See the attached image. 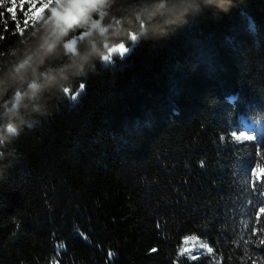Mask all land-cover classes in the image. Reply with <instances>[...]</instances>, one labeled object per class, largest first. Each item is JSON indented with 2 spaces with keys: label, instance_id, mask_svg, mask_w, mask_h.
<instances>
[{
  "label": "trees",
  "instance_id": "trees-1",
  "mask_svg": "<svg viewBox=\"0 0 264 264\" xmlns=\"http://www.w3.org/2000/svg\"><path fill=\"white\" fill-rule=\"evenodd\" d=\"M156 2L87 0L69 25L26 26L25 4L22 34L0 9V67L41 25L49 68H83L0 165V264H264V0H186L178 26L139 37ZM242 120L261 134L236 141ZM186 239L212 252L183 257Z\"/></svg>",
  "mask_w": 264,
  "mask_h": 264
},
{
  "label": "clouds",
  "instance_id": "clouds-1",
  "mask_svg": "<svg viewBox=\"0 0 264 264\" xmlns=\"http://www.w3.org/2000/svg\"><path fill=\"white\" fill-rule=\"evenodd\" d=\"M202 2L220 5L223 10L229 6L225 0ZM187 11L186 0H171V3L157 0L141 17L144 28L139 30V22H134V30L139 37L164 34L168 28L178 26ZM46 32V28L37 25L36 31L29 29L18 36L9 52L10 60L0 67V165L4 167L19 160L14 146L20 135L48 115L49 102L63 94L67 80L74 82L77 73L83 71L73 68L66 60L58 68H49L59 57L45 53L42 37ZM78 55H86L88 62L99 59L98 53L91 51Z\"/></svg>",
  "mask_w": 264,
  "mask_h": 264
},
{
  "label": "rangeland",
  "instance_id": "rangeland-1",
  "mask_svg": "<svg viewBox=\"0 0 264 264\" xmlns=\"http://www.w3.org/2000/svg\"><path fill=\"white\" fill-rule=\"evenodd\" d=\"M86 1L87 0H43V2L47 4V6L43 7V10L41 11L40 4L42 0H37L35 20L39 21L41 19H44L45 15H47V18L44 19L46 23H50L51 25H58L59 22H62L69 25V23L73 21L76 14L80 12V10L84 5V2ZM45 11H48L49 13L46 14ZM120 48L121 47L112 49L110 51V54L121 55L118 51H116L117 49ZM104 61L107 62L108 59H104ZM245 130L246 133H243L242 135L239 136L237 135L234 136L236 141L238 142L248 141L243 138L244 136H250L253 139L255 136L254 133L261 132V127H255L251 124H248L246 125ZM237 137H240V139H237ZM259 176L260 175H258L257 177ZM187 240L188 243L187 244L184 243L183 257L189 259V256H192L195 257L196 259L197 255H201L202 253L207 251V248L203 247L202 244L196 243L195 241H191V239H187Z\"/></svg>",
  "mask_w": 264,
  "mask_h": 264
},
{
  "label": "snow or ice",
  "instance_id": "snow-or-ice-1",
  "mask_svg": "<svg viewBox=\"0 0 264 264\" xmlns=\"http://www.w3.org/2000/svg\"><path fill=\"white\" fill-rule=\"evenodd\" d=\"M27 4V11H23V15H24V20H23V24L26 26L30 23H32L35 19V11H36V7H37V0H0V9H5L6 8V12L9 15L10 20L16 24L17 26V30L22 34V29L20 26V22L17 21V16H16V10L20 9L23 10L24 9V5ZM6 5H8L6 7ZM47 4L43 2H41L40 4V8L41 11L43 10V7H46ZM0 22H3L2 20H0ZM6 24V22H5ZM116 51H118L121 55H123L126 51V49H124L123 47H121L120 49H117ZM105 59H109V57H105ZM245 140H251L252 137L250 136H244L243 137ZM237 139H240V137H237ZM252 175L253 177H256L257 175L260 176H264V169H255L252 171ZM261 213H264V207H261L260 209ZM193 239H195L193 237ZM185 244L188 243V240L186 239L184 241ZM261 245H264V240L260 241ZM203 247L207 248V251L209 253L212 252V248L211 247H207V242H204ZM60 247H63V245H61ZM181 255H183L184 250L181 249ZM116 253L115 252H109V262L108 264H111V261L114 260L116 258ZM189 259H195V257L189 256ZM262 259H264V257H262Z\"/></svg>",
  "mask_w": 264,
  "mask_h": 264
}]
</instances>
